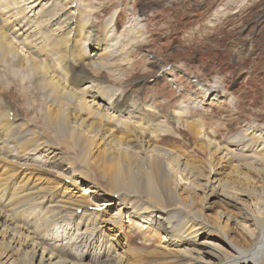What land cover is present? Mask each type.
<instances>
[{
  "label": "rangeland",
  "instance_id": "obj_1",
  "mask_svg": "<svg viewBox=\"0 0 264 264\" xmlns=\"http://www.w3.org/2000/svg\"><path fill=\"white\" fill-rule=\"evenodd\" d=\"M24 1L27 0H0V10L9 18L27 8L28 17L33 16L31 6L36 7V4H30L33 0ZM58 1L56 11L62 9L60 3H63L74 12L72 24L77 20L81 26L85 18L88 31L105 40L108 47L105 59L110 50L111 58L102 71L82 66L69 68V59L79 58L84 49L91 55L95 49L93 42L82 41L75 35L78 25L67 23L63 25V40L69 43L38 45L39 53H32L37 61L36 70L22 67L17 59L2 55L0 49V114L10 115L8 122L17 134L13 137L14 134L0 133V211H20L18 226L25 228L19 231L56 256L61 253L70 264H116V254L123 256V264H190V259L172 252L176 248L164 244L161 238L166 219L164 212L143 215L134 211L145 205L146 198L141 192L132 204L134 209L123 205L120 202L123 199L108 197L102 192L108 185L97 173V166L100 158L110 153L119 140L114 139L109 145L101 142L104 124L99 122H90L95 125L88 131L92 135L76 129L73 124L82 119L77 100H68L63 95L68 91L82 93L94 84L106 87L111 93L109 96L115 94L112 101L118 95L131 101L132 106L148 115L144 121L158 123L169 119V126L165 128L167 136L153 138L152 143L173 152L175 160H166V170L171 188L178 185L179 201L187 211L200 213L215 229L225 226L226 221L218 220V213L231 214L239 220L241 212L247 209L259 217L262 202L255 196L264 188V164L258 160L264 156V0ZM47 2H42L41 7ZM53 4L49 1L46 8ZM41 7H36V14ZM17 23L15 26L21 22ZM2 24L0 21V27ZM70 28L75 32H70ZM36 30L35 39L41 36V40L48 43V37L43 35L45 31ZM138 32H143L146 44L133 51ZM5 33L9 30L5 29ZM11 33L9 42L23 43ZM71 44L73 48L69 52ZM27 51L24 49L22 55L31 54ZM78 77L87 78L80 83ZM104 108L120 120H131L115 108L109 109L106 104ZM180 110L185 112L181 113L187 116V124H178L173 118ZM61 112L70 128H74L73 137L59 133L52 122ZM24 126L38 139L29 138L21 128ZM105 129L120 137L123 144H128L133 137L126 130L116 128L115 123ZM95 130H99L96 139ZM246 134L248 140L260 142L259 149H249V141L242 139ZM27 139L37 142L27 153H20L16 142H28ZM237 139L240 145L246 142L237 154L246 151L247 154L231 160L221 159L226 144L232 140L234 145ZM41 142H44L42 146ZM216 148L220 150L215 151ZM82 164L89 167L87 175L83 170L82 177L74 176ZM246 164L245 169L241 168ZM74 165L76 169L71 167ZM184 169L185 172H181ZM240 173L246 174L247 181ZM207 182L217 186L218 193L225 186L239 205H228L218 194L210 196ZM64 201L68 204L88 202L101 206L99 210L90 209L95 213L103 209L107 213L87 217L86 209L74 212L58 206ZM120 215L123 220L118 222ZM116 219L117 227L112 225ZM226 226L227 239L214 237L201 242L206 241L212 244V250L230 255H235L228 248L233 245H247L246 249L257 247L258 241L249 244L242 240L244 233L237 226L232 223ZM185 248H194L197 253L193 257L200 259L201 264H225V261L203 255L199 247L182 249ZM0 252V264H30L33 258L28 249L21 262L15 261L16 257L4 249ZM32 264H37L36 260Z\"/></svg>",
  "mask_w": 264,
  "mask_h": 264
},
{
  "label": "bare ground",
  "instance_id": "obj_2",
  "mask_svg": "<svg viewBox=\"0 0 264 264\" xmlns=\"http://www.w3.org/2000/svg\"><path fill=\"white\" fill-rule=\"evenodd\" d=\"M28 1L30 0L24 2H28ZM44 1H48V2L52 1L55 4L50 5L48 8H46V6L48 5L47 2L46 5L41 7V4H43L42 2ZM58 2H59L58 0H33L32 2H30V4L33 5L36 4V7L40 6L42 9L39 10V12L37 11L38 13L36 14L35 5L31 6L32 10L30 13L33 14L35 13V14L30 17H28L27 8L25 10H22L21 14L19 15L14 14L15 16L12 14V16L9 18L6 17V14L4 13L3 10H0V21L1 23H3L2 24L3 26L0 27L1 54L17 59L19 61V64L24 68L29 67L31 70H36L37 68L35 67L37 61L32 58L33 57L32 53L34 54L39 53L38 45H56L59 43V41L63 42V45L64 43H69V40L67 39L63 40V34H65L63 25L65 23H67L68 25L72 24V21L74 20V15H73L74 12L72 13L71 11H69L65 7V5H63V3H60L62 9L58 7L59 11H56L57 10L56 5H58ZM115 17L116 14L113 15L112 19H110L111 22H113ZM12 20H14L15 22L14 23L11 22ZM76 21L72 25L75 26L78 25L79 30L75 32V31H71L70 28V32L73 33L75 32L76 33L75 35L78 38H80V40L82 41L93 42L95 51L92 52L91 55H89L86 53L84 49L80 53L79 58L77 59L72 58L68 60L69 68H75V67L79 68L82 66L83 68H86L88 70L93 69L95 71H102L103 66L106 67V65L104 64L106 63L108 58L109 59L111 58L110 56L111 50L109 51V56L105 59L107 55L106 49L108 48L104 43L105 40H101L97 36L95 37V33L93 31L92 32L88 31L87 28L88 24L85 18L81 26L77 24ZM16 22L18 23L21 22V23L19 26H15ZM55 26L57 27L56 30H52V28ZM11 27H13V29H11ZM33 27L35 28L33 29ZM37 28L42 29V31L40 30L41 33L43 32V30L45 31L43 35L45 36L44 38L48 37L49 39L48 43H45L43 41L44 39L41 40V36L40 38L38 37L37 39H35V34L38 35V32L36 30ZM5 29H8L9 33H5ZM11 32H13V35H15V37L23 41V43L16 45L13 41L9 42ZM56 32L58 33V35H56ZM142 34L143 32L136 35L138 36L137 37L138 40L137 43L135 44L136 46L134 47L132 46L133 51L140 50L145 47L146 41L143 39ZM69 35L71 34L69 33L68 36ZM70 47L71 48L68 50L69 52L72 50L73 44H71ZM24 49H27L28 50L27 52L31 54L27 53L28 55H22V51H24ZM70 56L73 57V53H70ZM86 78L87 77H78L77 80H79L80 83H83L84 79ZM108 91L109 90H107L106 87L103 88L93 84L89 90H86L82 93L68 91L63 94L66 98H68V100L70 99L77 100V104L79 107V116L82 119H80L78 122H75L73 124L76 127V129L78 130L83 129L86 131V133L92 135V133L88 131L89 129L91 130V127L95 125L90 124V122L92 121L99 122L101 124H104L100 135L102 140L101 142L108 143L107 145H109L111 142L114 141V139L119 140V143H117L116 147L110 153H106L102 158H100V164L97 166L99 167L97 173L104 181L107 182L108 189L104 191L101 189V187H99V185H98L99 187L98 189H101L102 192L105 193L108 197H112V198L117 197L118 199H123V201L120 200V202L123 205H131V207L132 204L136 201L135 199L138 197L137 194L141 192L142 195H144V197L146 198L144 200L145 205L140 206V208L135 209L134 211L137 213H141L143 215H147V214L151 215L158 211L164 212L166 214L165 215L166 219L163 220L164 221L163 232L161 233L163 237L161 238L163 239L165 245L167 246L171 245L174 248H176L172 252H176L182 255V257L190 259L189 262L190 264H201L200 259L198 260V258L193 257V255L197 253L196 250L193 248V246H195L197 249L198 247L201 248V250L204 251L203 255H208L215 261L217 259L219 261L221 260L225 261V264H264V188L257 191L255 196L257 198V201L260 200L262 202V204H259L260 212H261V215L259 217L256 214L251 213V211L247 209H244V211H242L243 208L240 207L241 208L240 211H242L241 212L242 215L240 216L239 220L231 214L225 215L223 213H218V220L220 221L223 219L226 220L225 224H223L225 226L222 227L218 226V228L216 229L213 226H210L205 221V217H203V215H201L198 212L187 211L188 208L179 201L180 196L178 193L179 190L177 184H174V189L171 188V181L169 180V175L166 170L165 164L167 159L170 162L175 160L173 152L167 149H162L160 147L154 146V143H152L153 138L154 140L156 139L158 140V138L160 137L165 138L167 136L166 133L168 131L165 128L169 126L168 123L169 119L167 118V120L158 123L154 120L144 121L143 119L147 118L148 115L144 113L143 110L135 108L134 106L131 105L130 103L131 101L129 102L128 99L120 97L119 95L116 97L114 101H112L114 96L116 95L112 94L113 96H109L108 94L111 93H108ZM105 104L106 106L109 107V109L115 108L117 112L126 113V115H128L129 118L133 121L132 122L131 120L128 121V119L120 120L119 118H116L117 116L115 117V115H113L114 113L109 114L104 110ZM181 112L183 111L180 110L179 113L177 112L172 116L178 124H182V122L187 124V121L185 119L187 118V116L183 115ZM4 114L5 115L0 114V133L6 134L7 136L9 135L12 136L14 134L13 137H15V135H17L15 133L16 132L15 128L11 127V124L8 122L10 115L8 117L6 113ZM1 116H2V120H1ZM52 122L59 133L68 135L69 137H73L72 130L74 128H70L71 125L69 124L63 112L60 113L59 118L56 117ZM113 123L116 124V128L126 130V133L129 136L130 135L133 136L132 139L128 142V144H123L120 141L121 140L120 137H116L111 130L105 129V126ZM21 128L23 130L25 129L24 131L29 138L38 139V137L35 134H33L28 127L24 126ZM93 132L96 139L99 130H95ZM198 134H201V132H198ZM247 136L248 134H246L244 136L245 138L242 139L245 141L248 140ZM27 141L28 142H20V143L16 142L18 143V149L20 153H27L31 149L32 144L34 145L37 142L34 141L33 139H27ZM231 141L232 140H230V143L228 142L226 144L224 153L220 154L221 159L231 160V158H235V157H244L243 154H247V151L242 152L241 155L237 153L239 151L240 152L242 151L239 149L241 147H245V143L247 141L246 142L243 141L241 145H240L241 141L238 139L235 141L236 143L234 145ZM248 141L250 143L249 149H251L252 147L253 149L254 148L259 149L260 147L259 145H261L260 142H257L254 139ZM131 143L133 144V146L130 145ZM9 144L11 145V143ZM43 144L44 142H41L40 146H42ZM235 148H237V150H233ZM138 149L141 151H138ZM219 150H220L219 148L215 149V151H219ZM263 157L264 156L258 158V160H261V164H264ZM245 158H247V156H245ZM177 163L178 164H176V166L179 165V161H177ZM182 166L184 165L182 164ZM71 167H74L73 169H76L75 165ZM246 167L247 164L245 167L241 166V168L243 169H245ZM88 169L89 167L86 168L82 164L80 165V170L75 171L73 175L82 177L85 174L84 172L85 170L87 175ZM260 170L258 169L257 171ZM181 172H185V169ZM240 175H242L244 179L247 181L246 174L240 173ZM206 184L209 188V191H211L210 196L214 197L215 195L218 194L217 196L222 197L224 200H226L228 205H234V206L239 205V203H237L238 200L237 201L234 200L233 197L234 194L230 192L229 189H227L225 186H223L224 184L222 185L220 184L221 187L222 186L224 187L222 192L220 193L216 192V189H218L217 186L211 185L209 184V182H207ZM86 193L87 192H85L84 195H86ZM108 201L110 202L112 200H108ZM66 202L67 201L59 202L58 206L62 208L63 206H65L69 209H72L74 212L79 211L80 209H86L84 210V212H85V216L87 217L92 215H94L95 217L97 215V217H99V215L103 216V214L105 215L107 213L105 212L104 209L101 210V212L99 213L98 211H96L95 213V210L93 211L90 209L94 208L96 210L97 209L99 210L101 206L98 207L88 202L76 201L73 202V204H68ZM106 206H110V205H106ZM15 207L17 208V206ZM132 209H134V207H132ZM140 216L141 215H138L137 218H140ZM117 218H119L118 222L123 220V217L121 215L118 216ZM19 219H20V211L18 210H15L12 213H4L0 211V250L4 249L5 251H8L12 256L16 257L15 261L17 262H21L23 261V258H26L25 251L26 249H28L30 250L33 256V258L31 259L32 261H30V264H32L34 260H36L37 264H70L68 260H64L62 258L61 253H59L56 256L54 252H50L49 250L45 249L40 243L31 239L30 236L28 235L25 236L23 232L19 231V230L24 231L25 228L24 226L23 227L18 226ZM104 223H110V222L104 221ZM229 223L234 224V226H237V228L242 230V232L244 233L242 240H245L246 243L248 242L249 244L251 243L254 244L256 241H258L257 247L254 249H246L247 245L246 246L233 245L232 247L230 246L228 248L235 255H230L225 252L223 253L221 251H217L216 249L212 250L211 249L212 244L207 243L206 241L201 242L203 239L208 240L214 237L227 239L228 227L226 225ZM117 224H118L117 219L116 221L112 222V225H114L115 227L118 226ZM244 224L250 226L247 227ZM185 246H190L193 249L190 250L186 248L182 249ZM210 251H212V253ZM115 257L117 259L116 264H123L122 262L124 259L122 255L116 254Z\"/></svg>",
  "mask_w": 264,
  "mask_h": 264
}]
</instances>
